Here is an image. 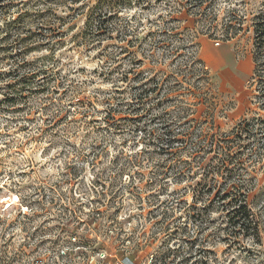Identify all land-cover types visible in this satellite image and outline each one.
I'll use <instances>...</instances> for the list:
<instances>
[{"label":"rangeland","instance_id":"rangeland-1","mask_svg":"<svg viewBox=\"0 0 264 264\" xmlns=\"http://www.w3.org/2000/svg\"><path fill=\"white\" fill-rule=\"evenodd\" d=\"M20 1L12 17L45 15L19 20L32 49L25 59L15 58L19 45L8 48L14 59L0 53V264H264V58L255 72L254 38L264 0H203L208 20L195 25L193 1L120 0L111 23L134 43L120 33L77 38L89 16L84 1ZM42 23L57 24L50 32ZM25 60L41 72L8 74ZM25 75H34L32 89L16 85ZM152 79L156 95L135 99ZM40 83L49 91H36ZM172 84L184 102L166 100ZM184 113L196 125L208 119L226 143L250 145L234 158H249L238 176L252 184L258 232L238 234L217 204L210 226L185 212L188 184H175L156 136L183 131L176 118Z\"/></svg>","mask_w":264,"mask_h":264},{"label":"trees","instance_id":"trees-1","mask_svg":"<svg viewBox=\"0 0 264 264\" xmlns=\"http://www.w3.org/2000/svg\"><path fill=\"white\" fill-rule=\"evenodd\" d=\"M77 1H84V6L89 11V16L87 17L88 19L85 22V28L80 34L77 35V38L81 37V39H83V41L87 43L91 42V39L95 40L96 38L106 35L113 37L114 33H120L125 37L121 38V41L123 42L134 43V39L135 41H139L137 37H135L133 40L127 38L128 33L123 34L118 26H112L111 22L113 20L120 19L121 12L118 9L120 0H96V4L93 2V0H41V2H43L44 4H47L48 2L51 4V6H55L57 8L66 6V4H68V6L76 4ZM190 1H193L195 3L194 6L189 10V15L191 16L190 18L194 20V25L200 22L204 23L206 20H208L207 13L205 11V5L208 0L206 2H204L203 0ZM20 2H23V0ZM243 2H245V0H243ZM15 4V0H0V20L2 21L0 23V53L3 54V58H5V60L10 59L11 57L14 59L12 53L8 52L10 51L8 49L9 46H13V53L16 52L15 47L17 45L21 46L20 48L23 47V51L16 55L15 58L24 57L25 59V56L28 54L27 52L32 51V49H30V44L27 43L28 36L25 37L24 35H22V32L19 29V20H21L24 16L30 17V15L34 14H37V16H41L42 18L45 15L44 12L38 10L20 13L18 15V18L12 17L11 15H9V9L13 8V5L15 6ZM55 16L57 17V15H52V17ZM56 24L57 23H42V25H39L40 27L38 26L37 28H40V30H44V26H47L46 28H49L50 32H53ZM254 25V38L256 40L255 72H257L259 69V63H261L259 60L261 58H264V13H262L261 16L256 17ZM32 34L34 33L32 32ZM213 36L214 33H212L211 37ZM226 36L230 35L226 33ZM12 38H14L13 42L10 43ZM6 43L8 47L5 46ZM1 56L2 55L0 54V58ZM21 63L18 64L19 66H17L16 69H14L13 71H9L8 74H14L13 77H15V75L18 74L16 72L17 70H21L27 67H33L35 70H37V73L41 72L39 69H37L38 67H36L32 63L26 62V60L21 61ZM34 75L22 76L16 82V85H19L20 82L24 85L25 88L28 87L29 89H32L34 85ZM164 81H166V79ZM152 82L153 86L149 88V91H138L134 95L135 99L140 100L143 99L144 96L156 95L157 91L160 88V85L156 82L155 79H152ZM16 85H12L13 88ZM173 85L176 84H172L169 88L164 90L165 94H167V101H173L176 99L179 100L181 98L180 96H177L175 94L177 92V85ZM41 88L47 89L49 91L48 87H45V85H42V83L37 86L36 91ZM210 91L211 89L206 88L205 94L210 93ZM17 94L12 96L6 94L3 96L8 101L10 100L16 102L18 96H20H17ZM173 94L175 96H173ZM201 94L202 93H199V95ZM109 100L110 99H108V101ZM168 107L174 108L172 105H168ZM208 112L212 113L211 118L213 119L215 117L214 109H211V111ZM194 120L195 119L189 121L187 117H185L184 113L176 118V126L185 127L183 131L175 132V130H173L171 126V128L169 129L165 127V131L162 135H156L157 140L160 143V154L165 155L167 157L165 161L170 162L168 166L173 173V175L170 176H172L175 184H181L182 182H186V184H188L184 190L187 191V194L191 195L192 203L189 205L187 210H185V212L188 215H191L190 219L192 220L193 218L195 220L194 222L200 220L199 222L201 225L205 224L206 226H210L213 223L211 216H209V212L212 211L210 210V205L217 204L218 210L226 214V217L228 219L227 224L229 225V227H231L233 230H237L238 234H244V236H248L250 234V231H253L255 233L258 232L259 226L249 205L250 193L253 190L252 184H248L247 181L240 179V176H238L242 171H244V169H247L245 167V164L248 162L249 158L239 159V163L237 159L234 158L238 154H241V157L245 158L244 156L247 155L244 153H240L239 151L241 149H250V145L247 148H244V145L242 144L243 141H240V143H235L233 141L226 143V141L223 140L221 136L215 133H211V128L209 127L210 122L208 119H196L198 122L197 125L194 124ZM189 122H191L190 126L186 127ZM251 127L252 125H250L249 123H244V125L238 127V129H242V131L245 132L241 135H245V140L247 141L249 139V135L247 134V132ZM235 136L236 137H234L232 140H236L237 137L241 139V137H239V133L237 135L235 133ZM254 137H256V135H254ZM262 138H264V130ZM190 146L195 147L193 152H190L188 150V147ZM184 154H187V159L182 158ZM202 203H204L206 206L203 208L198 207V205ZM166 211H170V214H168V212H165L164 216L172 217L176 214L175 212H177V209L172 208L167 209ZM205 213L208 215L205 216Z\"/></svg>","mask_w":264,"mask_h":264},{"label":"built area","instance_id":"built-area-1","mask_svg":"<svg viewBox=\"0 0 264 264\" xmlns=\"http://www.w3.org/2000/svg\"><path fill=\"white\" fill-rule=\"evenodd\" d=\"M102 256H104V255H102Z\"/></svg>","mask_w":264,"mask_h":264}]
</instances>
